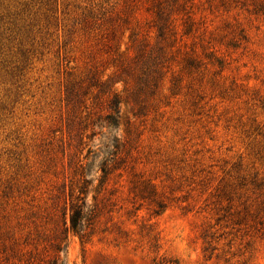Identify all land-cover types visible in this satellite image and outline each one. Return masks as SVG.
<instances>
[{
    "label": "rangeland",
    "instance_id": "obj_1",
    "mask_svg": "<svg viewBox=\"0 0 264 264\" xmlns=\"http://www.w3.org/2000/svg\"><path fill=\"white\" fill-rule=\"evenodd\" d=\"M96 1L0 0V264H264V0Z\"/></svg>",
    "mask_w": 264,
    "mask_h": 264
},
{
    "label": "trees",
    "instance_id": "obj_2",
    "mask_svg": "<svg viewBox=\"0 0 264 264\" xmlns=\"http://www.w3.org/2000/svg\"><path fill=\"white\" fill-rule=\"evenodd\" d=\"M139 0H97L96 6L99 10V15L101 20L109 30L110 40L116 41L114 43V52L117 56L123 57L124 51H122V42L126 32H129V40L131 45L127 46V51L130 47H134V43L138 44V55L135 57V60H144L148 59L146 56H150L153 59L152 55H147V48L149 47L147 39H139L138 33L135 28L132 26L131 15L138 6ZM156 19L154 26L159 31V35L162 36L165 31L170 26V16L164 10L163 7H160V4H157ZM261 11L264 14V2L261 7ZM113 44H109V48H112ZM155 59V58H154ZM118 60V57L115 58ZM122 60V59H119ZM112 98L109 101V108L112 109L116 114H120V105L122 103V96L117 91H112ZM112 115V114H111ZM116 116V115H115ZM114 116V117H115ZM110 119V117H108ZM115 119V118H114ZM117 120V118H116ZM106 171V168L103 169ZM84 173V171L82 172ZM87 184L89 181L85 178L83 183L79 186V194L71 201L69 208V221L70 226L67 228L73 230L77 233L83 231L84 222L91 215L89 213L88 202H87ZM58 256L55 257L52 264H59Z\"/></svg>",
    "mask_w": 264,
    "mask_h": 264
}]
</instances>
